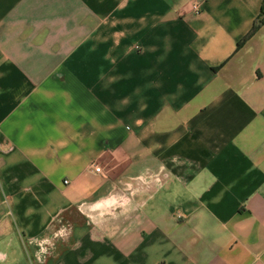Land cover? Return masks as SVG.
I'll return each mask as SVG.
<instances>
[{"label": "crops", "instance_id": "1", "mask_svg": "<svg viewBox=\"0 0 264 264\" xmlns=\"http://www.w3.org/2000/svg\"><path fill=\"white\" fill-rule=\"evenodd\" d=\"M263 3L0 0V264H264Z\"/></svg>", "mask_w": 264, "mask_h": 264}, {"label": "trees", "instance_id": "2", "mask_svg": "<svg viewBox=\"0 0 264 264\" xmlns=\"http://www.w3.org/2000/svg\"><path fill=\"white\" fill-rule=\"evenodd\" d=\"M264 24V3L260 16L255 21L252 30L245 36V38L239 42L238 48H241Z\"/></svg>", "mask_w": 264, "mask_h": 264}, {"label": "built area", "instance_id": "3", "mask_svg": "<svg viewBox=\"0 0 264 264\" xmlns=\"http://www.w3.org/2000/svg\"><path fill=\"white\" fill-rule=\"evenodd\" d=\"M196 8H197V6H195ZM95 171H97V172H101L102 171V167L101 166H99V165H95Z\"/></svg>", "mask_w": 264, "mask_h": 264}]
</instances>
